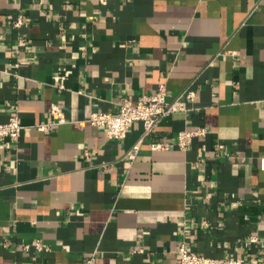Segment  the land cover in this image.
Returning a JSON list of instances; mask_svg holds the SVG:
<instances>
[{
  "label": "crops",
  "instance_id": "0c3cea01",
  "mask_svg": "<svg viewBox=\"0 0 264 264\" xmlns=\"http://www.w3.org/2000/svg\"><path fill=\"white\" fill-rule=\"evenodd\" d=\"M163 83L185 110L149 135L80 123ZM15 113L0 264H177L183 243L264 263V0H0V122Z\"/></svg>",
  "mask_w": 264,
  "mask_h": 264
},
{
  "label": "built area",
  "instance_id": "2783aa9c",
  "mask_svg": "<svg viewBox=\"0 0 264 264\" xmlns=\"http://www.w3.org/2000/svg\"><path fill=\"white\" fill-rule=\"evenodd\" d=\"M22 23L23 16L19 15L15 25L20 26ZM69 73V70H64L55 76V80L59 83L60 87H65L64 80ZM184 94L189 97L194 96L192 90L186 91ZM180 110H185L183 101L178 98L174 102L169 103L167 101V87L163 83L156 92L150 95H143L135 102L130 99L123 100L117 112L95 111L87 120L80 121V123H90L104 127L110 137L124 138L134 123L141 122L144 126L145 135H149L157 128L164 117ZM51 113L55 118V123L62 124L68 122L63 110L57 104L52 106ZM51 125H40L39 129H46ZM24 128L25 126L22 124L19 115L17 113L11 114L6 122H0V142H4L7 139L12 142H18ZM207 132V128L205 127H198L194 130H182L178 134V146L181 149H186L194 138L206 136ZM153 147L156 149H168L170 145L168 143H155ZM220 147L222 148V146ZM137 148L138 146L134 149L137 150ZM129 155L130 157H134L132 153H129ZM251 241L257 242L258 237L256 235L251 236ZM37 245L40 247L41 243L38 242ZM178 254L179 262L177 264H264L263 262H251L234 256L223 259L205 256L191 250L185 243L179 246ZM87 264H91V261L87 262Z\"/></svg>",
  "mask_w": 264,
  "mask_h": 264
}]
</instances>
